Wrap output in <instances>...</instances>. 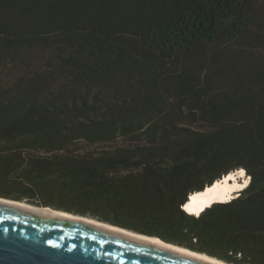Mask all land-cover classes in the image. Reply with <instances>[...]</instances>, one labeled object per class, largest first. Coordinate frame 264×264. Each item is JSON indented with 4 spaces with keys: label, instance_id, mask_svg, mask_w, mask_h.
I'll list each match as a JSON object with an SVG mask.
<instances>
[{
    "label": "trees",
    "instance_id": "1",
    "mask_svg": "<svg viewBox=\"0 0 264 264\" xmlns=\"http://www.w3.org/2000/svg\"><path fill=\"white\" fill-rule=\"evenodd\" d=\"M0 198L264 264V0H0Z\"/></svg>",
    "mask_w": 264,
    "mask_h": 264
},
{
    "label": "water",
    "instance_id": "2",
    "mask_svg": "<svg viewBox=\"0 0 264 264\" xmlns=\"http://www.w3.org/2000/svg\"><path fill=\"white\" fill-rule=\"evenodd\" d=\"M0 264L210 263L109 229L0 202Z\"/></svg>",
    "mask_w": 264,
    "mask_h": 264
},
{
    "label": "bare ground",
    "instance_id": "3",
    "mask_svg": "<svg viewBox=\"0 0 264 264\" xmlns=\"http://www.w3.org/2000/svg\"><path fill=\"white\" fill-rule=\"evenodd\" d=\"M244 176H245V171L243 169H240V170H237L236 172H232L222 177V179L220 180L215 181L211 186L205 187V189H203L202 191L191 193L189 195V199H187V202L183 206V209L190 214L198 215V214H201L203 211H205L208 207L213 206L217 202H225V201L230 200L231 198H233L235 193H237V191L240 192V190L243 189L246 186V184H248L246 179L243 182L239 181V179H242ZM0 202L15 205V206L27 209L29 211H34L37 213L57 215L60 217L69 218V219H73L76 221H81V222L94 225L97 227L109 229V230H112L118 233H122L128 236L140 239L142 241H145V242H148L154 245H158V246L170 249V250L183 252L187 255H190L206 263L228 264V263H225L224 261H221L214 257H210L203 253L194 252V251H191L183 247H179L173 244L166 243L156 237H149L146 235L138 234V233L128 231L120 227H116V226H113V225H110L104 222L97 221L95 219L73 215L67 212H63V211L53 210L51 208L36 207L26 202L10 201L7 199H2V198H0Z\"/></svg>",
    "mask_w": 264,
    "mask_h": 264
},
{
    "label": "rangeland",
    "instance_id": "4",
    "mask_svg": "<svg viewBox=\"0 0 264 264\" xmlns=\"http://www.w3.org/2000/svg\"><path fill=\"white\" fill-rule=\"evenodd\" d=\"M245 171V170H244ZM236 172V171H235ZM249 178V176L247 175V173L245 172V176L242 178V179H239V181H241V182H243L245 179H246V181L248 182V179ZM247 185V184H246ZM238 192L239 191H237V193H235V195L233 196V197H236L237 195H238ZM5 199V198H4ZM23 202H25V201H23ZM27 203V202H26ZM29 204V203H28ZM30 205H32V204H30ZM33 206H36V205H33ZM36 207H43V206H36ZM43 208H48V207H43ZM52 209V208H51ZM55 210V209H54ZM88 218V217H87ZM206 255V254H205Z\"/></svg>",
    "mask_w": 264,
    "mask_h": 264
},
{
    "label": "clouds",
    "instance_id": "5",
    "mask_svg": "<svg viewBox=\"0 0 264 264\" xmlns=\"http://www.w3.org/2000/svg\"><path fill=\"white\" fill-rule=\"evenodd\" d=\"M249 181H250V179L248 178V184H249ZM248 184H247V185H248ZM244 188H245V187H244ZM244 188H243V189H244ZM243 189H241V190H243ZM241 190H240V191H241ZM233 198H234V197H233ZM231 199H232V198H231ZM231 199H230V200H231ZM228 201H229V200H228ZM225 202H227V201H225ZM217 203H219V202H217ZM193 215H195V214H193ZM198 215H199V214H198ZM198 215H196V216H198Z\"/></svg>",
    "mask_w": 264,
    "mask_h": 264
},
{
    "label": "snow or ice",
    "instance_id": "6",
    "mask_svg": "<svg viewBox=\"0 0 264 264\" xmlns=\"http://www.w3.org/2000/svg\"><path fill=\"white\" fill-rule=\"evenodd\" d=\"M241 174H243V173H241ZM50 246H51V247H57L56 244H53V243H51V242H50Z\"/></svg>",
    "mask_w": 264,
    "mask_h": 264
}]
</instances>
